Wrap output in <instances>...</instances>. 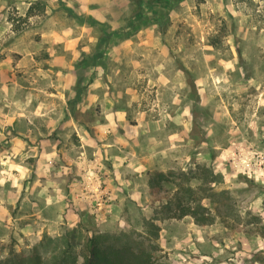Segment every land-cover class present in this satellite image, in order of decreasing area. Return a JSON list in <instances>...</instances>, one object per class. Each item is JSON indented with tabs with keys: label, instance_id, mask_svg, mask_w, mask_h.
<instances>
[{
	"label": "rangeland",
	"instance_id": "1",
	"mask_svg": "<svg viewBox=\"0 0 264 264\" xmlns=\"http://www.w3.org/2000/svg\"><path fill=\"white\" fill-rule=\"evenodd\" d=\"M18 1L9 0L0 20L16 32L28 28L33 41L21 42L18 52L37 56L36 65L11 69L21 83L13 105L42 131L59 119L56 130L69 131L61 127L72 117L68 137L78 185L68 205L47 207L35 196L47 219L41 233L37 216L0 225L3 256L37 247L45 253L44 235L60 237L79 226L106 233V244L143 245L156 264H264V0H170L169 7L149 10L139 0H107L124 10V20L107 27L111 38L100 44L101 29L80 27L87 17L76 7L86 0H70L52 22L43 10L29 19L31 9ZM48 34L51 41L44 40ZM13 46L0 44V58L12 53L14 65ZM66 83L73 92L67 90L65 104L52 92ZM117 133L131 142L141 134L163 160L134 172L126 166L129 145ZM102 139L115 144L117 163L106 145L100 150L95 143ZM159 171L169 181L155 194L149 181ZM83 178L90 184L81 185ZM177 198L200 203L213 222L181 216ZM10 201L15 216L19 204ZM32 207L27 201L21 212Z\"/></svg>",
	"mask_w": 264,
	"mask_h": 264
},
{
	"label": "crops",
	"instance_id": "2",
	"mask_svg": "<svg viewBox=\"0 0 264 264\" xmlns=\"http://www.w3.org/2000/svg\"><path fill=\"white\" fill-rule=\"evenodd\" d=\"M69 1L21 0L16 3L18 5L19 3L21 5L26 4L27 9H31L25 14L28 15L27 17L29 19L36 20L40 16V11L42 12L43 10L46 14L45 17L51 19L49 22H52L55 20L54 12L59 8L66 10L63 8V5L70 4ZM86 1L88 5L79 7L71 6L73 8L76 7L87 17L86 22L81 23L82 26H79L85 27L84 25H87L86 28L98 27L104 33L97 37L96 40L99 44L107 42L111 38V34H106L107 27L120 26L124 20V10L114 4H107V0ZM8 2L9 0H0V15L2 14V10L7 7ZM105 4L109 6L106 7ZM6 23V21L0 20V44L11 41L14 45L12 47L14 49L13 53H18L19 57L14 65L12 64L14 61L12 53H5V56L0 58V99L1 101H5L4 106H6L2 109L0 107V225L7 226L13 220L21 223L23 219H32L33 216H37L39 218L37 220L40 222L38 232L41 233L45 228L44 226L47 225L43 221L47 219L44 217L45 208L38 206L37 200L39 198H35V196H41L42 198L40 200L44 201L47 207L54 205L56 207L58 204L65 203L68 205L71 197L74 195V185L77 181L73 180L74 160L71 155L72 141L68 136L73 134V125L75 123L72 117H66L64 121L65 127H61V129L70 127L69 131L67 129L64 132L56 130L63 123L61 119L47 131H42L34 122L36 118L27 114L25 111H21V109L14 108L13 103L16 99L12 93L17 89L21 90V83L11 78V69L18 72L21 71V66L31 64L32 62L33 65H36L37 52L36 50H25L19 53L18 50L19 47L21 48V42L30 43L33 41L28 34L30 30L26 28L20 32H16L7 26ZM50 35L52 34L43 35L44 40L51 41ZM9 49L11 50L10 46ZM91 55H94V53ZM13 76H15L14 73ZM10 80L12 81L10 82ZM31 88L36 89V86ZM67 90L70 93L73 92V88L70 86L69 90L66 83L64 90L58 89L57 92H52V94L63 96L65 100L69 94ZM88 93L93 97L97 95L91 93V91ZM63 103L66 104L67 100ZM16 106L21 107V103L19 105L16 104ZM37 111L41 113L39 115L44 114L42 110ZM78 135L84 139L86 138L83 132H78ZM115 136H117V139L123 140L124 147L129 145V154L131 156L127 160L126 166L129 168L132 167L131 169L134 172L142 171L163 160L162 153L154 152L153 149L148 148V143L142 142L141 134H137L132 142L126 138V135L117 133ZM62 137H65V140L69 139V142H65L63 145ZM95 143L98 147L99 145H106L103 147L107 151L106 155L110 159H113V162L117 163L114 161L115 155L112 153V147L115 145L113 142H105L102 139L100 142L96 140ZM102 146L99 147L100 150H102ZM125 149L128 148L125 147ZM82 168L84 169L83 166H80V173L84 177H89L88 175L85 176ZM85 183L90 184L86 178H83L81 185H85ZM13 199L15 201L17 200L19 204V211L17 210L15 216H13L10 209V200ZM27 201L32 203L33 211L21 212L22 205Z\"/></svg>",
	"mask_w": 264,
	"mask_h": 264
},
{
	"label": "trees",
	"instance_id": "3",
	"mask_svg": "<svg viewBox=\"0 0 264 264\" xmlns=\"http://www.w3.org/2000/svg\"><path fill=\"white\" fill-rule=\"evenodd\" d=\"M170 3V0H139L137 5L142 10H149L157 5L169 7ZM166 181L169 180L164 172H156L149 181L153 193L163 191V182ZM176 200V207L181 211V216L191 215L200 225L213 222V217L205 214L206 208L200 203L193 206L182 198ZM171 202L170 200L167 203L169 211ZM155 227L160 229L159 226ZM106 236V233L101 232L84 233L78 226L69 229L60 237L44 235L39 246L45 248V253L37 247L29 254L11 252L4 257L3 246H0V264H156L152 253L143 245L135 247L132 242H127L124 246H119L115 241L106 244Z\"/></svg>",
	"mask_w": 264,
	"mask_h": 264
}]
</instances>
